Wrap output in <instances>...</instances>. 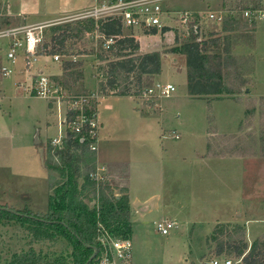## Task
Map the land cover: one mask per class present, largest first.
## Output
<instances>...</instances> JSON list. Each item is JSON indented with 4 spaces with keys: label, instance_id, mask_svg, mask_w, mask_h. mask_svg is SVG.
Masks as SVG:
<instances>
[{
    "label": "rangeland",
    "instance_id": "374dc122",
    "mask_svg": "<svg viewBox=\"0 0 264 264\" xmlns=\"http://www.w3.org/2000/svg\"><path fill=\"white\" fill-rule=\"evenodd\" d=\"M103 1L106 0H0V27L46 24L45 43L51 38L52 26L78 21L73 19L77 14ZM263 1L229 2L226 5L233 11L223 12V24L207 19L208 11L215 12L216 9L203 0L164 1L165 14L162 19L170 26L168 35L156 28L160 36L156 35L151 41L145 40V48L148 50L163 47L161 51L166 53L164 62L161 56L164 71L162 75H143L141 92L154 87L156 83L163 86L173 84L176 90L169 96L163 95L153 100L137 92L134 73H121L112 94L105 95L103 105L107 109L101 116L105 118V114L108 115L113 124L106 119V127H109L99 136L98 148L102 139L107 144L106 156L109 148L116 152L112 155L114 157L134 159L138 172L148 176L140 182L138 189L144 195L158 192L167 200L170 208L168 214L153 213L144 224H136L133 235L130 207L133 261L136 260L137 264H212L216 259L225 258H231L234 264H244L234 247L228 245L235 246L245 240L250 247L255 240L264 239V18L260 17L250 24L242 13L248 6H262ZM197 8L205 12L203 15L197 13L201 15V20L187 25L176 20L177 13ZM195 24L199 25L198 32ZM255 25L258 27L257 47L254 48L257 67L253 76L254 56L243 54L242 50L239 51V46L241 42L252 40ZM239 26L245 27L238 28ZM230 27L232 30H229ZM152 30L139 29L146 34ZM97 31L85 36L87 47L95 50V55H88L86 58V62L91 64L92 74L97 70L99 72L100 67L107 64V60L99 61L97 58L102 54V38ZM124 31L125 34H135L130 28H125ZM195 35L198 41L221 39L217 47L209 45L208 65L212 62V65L220 67L223 88L208 103L190 98L188 76L180 73L185 68V63H181L186 55L183 44L191 41ZM75 41L68 40L67 44L71 45ZM62 56L63 60L72 57ZM109 56L110 59L116 58ZM95 57L100 63L95 61ZM47 59L49 62L53 61L51 56ZM174 59L178 60V71L174 70L172 64ZM20 62L19 60L16 70L7 77L0 71V97L3 96L0 98V206L20 211L28 209L47 212L49 197L54 191L49 185L50 177L67 180L49 169L46 160L48 149L53 146V139L65 133L66 125L63 122L68 106L64 103L62 109H56V114L54 109L53 114H50L56 100L24 91V87L20 86L21 76L24 77L23 80L27 78L29 83L37 66L31 72L21 75ZM58 64L61 65L62 62ZM41 69L46 74H51L48 69ZM14 80L15 84L12 85L11 81ZM104 80L102 74L97 75V88ZM252 84L262 96H247L246 89ZM91 90L79 81L73 92L69 93L81 95ZM232 97L237 101L245 99L244 116L242 107L232 101L213 102L215 99ZM136 103L144 105L143 112L136 113ZM109 105L112 107L109 108ZM242 116L236 133H219L216 129L217 123L224 128L234 129ZM47 126L50 128L47 129ZM206 140L205 158L213 157L217 160L221 157H245V169L240 164L226 161L206 163L201 155L206 149ZM141 143L149 146L142 147ZM96 164L102 168L97 157ZM128 169V164L118 163L108 165L106 171H99L102 178L96 180L109 186L106 194L113 202L126 194L129 197ZM79 182L83 187L84 179L80 178ZM161 182H164V186L160 185ZM92 190L87 187L81 199L90 207H100L104 201L94 196ZM238 197L242 201H238ZM229 206L230 210L235 209L232 217L227 216L232 218L229 222H219L218 219L215 225L199 224L200 214L204 215L203 220L210 221L212 216L207 209L210 212H223ZM164 218L177 224L165 236L157 231L155 223ZM126 219V215L116 214L111 222L122 225ZM217 228L218 233H215ZM248 232L251 233L250 237ZM221 244L225 249L218 255L217 250ZM71 252L72 247L65 238L50 236L29 223L7 219L0 221V264H73Z\"/></svg>",
    "mask_w": 264,
    "mask_h": 264
},
{
    "label": "trees",
    "instance_id": "16d2710c",
    "mask_svg": "<svg viewBox=\"0 0 264 264\" xmlns=\"http://www.w3.org/2000/svg\"><path fill=\"white\" fill-rule=\"evenodd\" d=\"M50 30L51 38L44 43L47 55H95L94 48H88L86 45L85 36L87 34L99 30L106 36H118L115 46L109 51H105L101 44L102 54L97 56L99 61L107 60V64L100 67V74L105 80L99 83V89L105 95L112 94L121 73L135 74L137 92L140 93L143 88V75H158L162 72L161 52L141 54L139 41L132 34H125L120 19L96 21L94 18H88L55 25ZM168 30V27L162 29L163 32ZM229 30L232 28L230 27ZM46 32L44 31V36ZM157 32L155 28L151 33L156 34ZM71 39L76 41L68 45L67 42ZM220 43V38L198 41L195 35L191 41L183 44V52L187 56L188 85L191 94L222 92L220 67L212 65V62L208 65L209 45L217 47ZM109 55L116 58L110 59ZM81 66V61L64 59L62 61L63 76L52 78L68 92H73L75 84L84 77ZM68 116L71 121L76 113L71 111ZM88 126L89 124L81 133L68 131L62 149L54 146L48 149L49 155L46 160L48 168L58 172L67 180L61 181L50 177L49 185L54 191L49 197L47 212H33L28 209L20 211L0 206V221L7 219L29 223L50 236L67 239L72 247L73 264H86L94 254L95 248L100 251L99 237L104 233L103 231L106 230L116 237H131L132 234L128 195L117 197V201L113 202L112 198L106 194V190L110 189L109 186L104 183L100 184L101 182L91 177V174L97 171V154L96 151L91 150L90 142L85 135ZM80 178L84 179L83 187L80 186ZM87 187H91L94 196L104 201L100 207H90L81 199ZM116 214L127 216L122 225H114L111 222ZM215 233H218V228ZM228 247H234L237 255L242 257L244 264H264V239L255 240L250 247L245 240L235 246L229 244ZM224 249L225 246L221 244L217 254L221 255ZM90 264H94V260Z\"/></svg>",
    "mask_w": 264,
    "mask_h": 264
},
{
    "label": "built area",
    "instance_id": "2783aa9c",
    "mask_svg": "<svg viewBox=\"0 0 264 264\" xmlns=\"http://www.w3.org/2000/svg\"><path fill=\"white\" fill-rule=\"evenodd\" d=\"M164 1L166 0H106L101 3L97 2L94 6L77 14L73 19L94 18L96 21L120 19L124 29L130 28L133 31L138 28L142 31H151L154 28H158L161 31L164 27H170L162 19V15L165 14L163 9ZM208 12L207 19L223 24L225 19L223 11L217 13L210 10ZM242 13L250 24L254 20L256 22L260 17L264 18V1L262 6H248L243 9ZM201 15L186 10L177 13L176 20L178 19L181 23L187 25L201 20ZM45 27L46 24L39 23L6 28L0 27V53L5 51L3 60L5 63L2 62L0 64V71L3 76L7 77L13 73L16 70V64L21 58H23V69L27 72L32 71L34 63L39 56H51L55 62L63 61L61 54L47 55L45 53ZM198 29L199 25L195 24L196 32H198ZM98 35L102 38V48L105 51H109L115 46L118 36H106L102 32ZM76 58L74 55L70 59L75 60ZM27 88L35 95L58 102H65L68 106L63 122L66 125L65 133L53 139L52 144L54 147L62 149L68 131L81 133L86 125L89 124L85 135L90 142L91 150L98 151L99 136L102 128L100 115L106 100L103 91L97 89L86 94L71 95L41 68H36L32 83ZM175 90L176 88L173 84L163 86L160 83H156L154 87L144 89L141 92V96L155 100L163 95L169 96ZM71 111L75 112L76 116L69 121L68 115ZM100 169L102 168L97 167V171L91 174L93 179L102 178V174L99 172L101 171ZM106 170L103 168L102 171ZM176 226V222L170 219H162L156 222V229L163 236L169 235ZM103 232L99 237L101 249L100 251L98 250L94 258V264H132L133 239L131 237H116L106 230ZM221 261H223L222 264H234L231 258L216 259L212 264H221Z\"/></svg>",
    "mask_w": 264,
    "mask_h": 264
},
{
    "label": "crops",
    "instance_id": "0c3cea01",
    "mask_svg": "<svg viewBox=\"0 0 264 264\" xmlns=\"http://www.w3.org/2000/svg\"><path fill=\"white\" fill-rule=\"evenodd\" d=\"M232 1H235V0H203V2H206L207 5H209L211 8H214L216 10H214L215 12L217 13H220V12H224L226 13V11L228 13H231L233 10L231 8H229L226 4H228L229 2H232ZM209 2V3H208ZM230 9V10H229ZM209 10V9H208ZM206 11V10H205ZM193 12H196V13H200L203 15V13H205L204 11H201L200 9H195L193 10ZM257 25H255V31L253 32L252 34V40L250 41H244V42H241L240 46H239V51L242 50L243 54H248V55H253L254 58H253V63L255 65V71L253 73V76L256 72V67H257V61H256V56H255V50L254 48L257 47ZM135 32V34L133 35L140 43V48H139V52L141 54H145V53H149V52H155V51H158V52H161V56H162V60L163 62L165 61V55L166 53H163L161 51V49L163 47H160L159 49L157 48H153L155 50H148L145 48V40H148V41H151V39H153V37H155L156 35L157 36H160V34H152V33H149V34H146V33H143L141 31H139L138 28H136L135 30H133ZM160 32V31H159ZM168 32L167 31L165 33V35L167 34L168 35ZM243 48L245 51H243ZM247 48V49H246ZM4 53L5 51H3L2 53H0V59H1V62L0 64L3 62L4 60ZM77 58L75 59V61H81L82 62V66H81V69L83 70V74H84V77L83 79L79 80L81 82H83L85 88L87 89H92L91 91H95L96 89H99L97 88L98 87V84L96 83V78H97V75L100 74V71L98 72V70L96 71V73L94 72V74H92L91 71H93L92 69H90V65L89 63H87L86 61V58L88 57V55H75ZM48 56H39L37 58V60L35 61L34 63V67L35 68H41L43 67L45 70L48 69V71L50 72L51 71V74H48V75H51L52 77H61L63 76V69H62V64H58V63H61V62H55L53 59L52 62H49L48 59H47ZM71 58V57H70ZM70 58H67V60H72ZM178 59V58H176ZM174 59L173 60V67H174V70H177L178 69V66L179 63H178V60ZM183 59V58H181ZM21 62V75L25 74L27 71L24 70V64H23V58H21L20 60ZM95 61L96 62H99L97 61L96 57H95ZM177 61V62H176ZM100 63V62H99ZM181 63H185V68H183V71H181L180 73H186V75L188 76V69H187V56L185 55V58L181 61ZM93 68H97V66H92ZM183 67V66H182ZM17 68V67H16ZM162 72L164 71V63H163V68H162ZM179 70V69H178ZM177 70V71H178ZM25 72V73H24ZM28 74V73H27ZM90 75V76H89ZM162 75V74H161ZM253 76H251V79L253 80L252 82L254 83V78ZM94 77V78H93ZM23 76H21V85L23 88L24 91L30 93L31 91L27 88V86H30L31 83H32V79L31 81L28 83V79L26 78L25 80H23ZM78 81V82H79ZM12 82V85L13 83L15 84V80L14 82ZM77 82V83H78ZM253 84L251 85L250 88H247L246 89V93H247V96H251L253 95V97H259V96H262V94H259L255 91V89L252 87ZM91 91H88V92H91ZM28 95V94H27ZM190 98L194 101H206L208 103V100L211 99L212 97L215 98V96H217L218 94H190ZM3 96H1L0 98H2ZM113 97H116V98H119V97H122V96H113ZM238 97H242L238 95ZM112 98V97H111ZM239 99V98H238ZM232 101L233 103H236L238 105H240L242 107V110H243V116H244V107H243V102H245V99L241 98V100L237 101L236 98H226V99H223V100H220V99H215L213 100V102H217V101ZM65 102H54V106L51 108V110L49 111L50 114H53V112L55 111V114H56V109H59L60 108L62 109V105L64 104ZM2 103L0 101V107H1ZM51 105V104H50ZM111 108L112 105H109ZM135 108L137 111L136 113L138 112H143L142 109H144V105L142 104H135ZM54 109V111H53ZM106 107L104 106L103 107V110L102 112H105L106 111ZM101 112V114H102ZM105 118L102 117L100 115V120L103 124V127L101 128V131H100V135L101 133L103 132V134L108 130V127H106V119L109 120V122L111 123L112 122V118L109 119L110 117H107L108 115L105 114ZM243 116L239 119L238 123L236 124V127L234 129H228L227 127L224 128L220 125V123H217V126H216V129L218 130L219 133H236L237 132V128H238V125L240 124ZM218 122V121H217ZM109 123V125H110ZM113 124V122L111 123V125ZM48 125H50V123H48ZM50 127L47 126V129H49ZM59 131L61 133V126L59 127ZM46 132V131H45ZM47 133V132H46ZM164 136V135H163ZM208 137V134L206 133V139ZM207 141L206 140V149H204L203 154L202 155V158L203 160L207 163V162H213V161H226V162H232V163H236V164H240L241 167L243 169H245V165L247 163V159L245 157H241V156H233V157H221V158H218L217 160H214L215 158L213 157H208V158H205V155L204 153H206L207 151ZM41 143L44 144V142H42L41 140ZM100 143L99 144V148H98V156H97V159H98V163L99 165H101L102 169H107V166L110 165V164H118V163H126L128 164L129 166V169H128V194H129V198H130V207H131V214H132V220H133V235H134V232H135V228H136V224L140 225V224H144L145 220L148 219V217L150 215H152L153 213H162L164 212L165 214H168L170 208H169V205L167 203V200H165L162 195H160L158 192L156 193H151L149 195H144L141 193V189H138V185H140L141 181L143 180H146L148 178V176H144L142 175L141 173L138 172L137 170V166H135V161L134 159H130V158H120V157H114L112 155H114L116 152L113 151V150H110L109 148L107 149V155L105 154V146L107 145L106 142L104 140H100ZM142 147H148L149 145H147L146 143H141ZM112 149H114L113 147H111ZM113 158H111V157ZM201 158V159H202ZM260 161V160H258ZM100 167V166H99ZM240 168V170L243 171V169ZM163 181V180H162ZM161 186H164V182H161L160 183ZM243 192H242V196H243ZM244 198V197H243ZM241 199V200H239ZM245 199V198H244ZM238 201H242V198H239L238 197ZM246 201V199H245ZM245 201L243 203H245ZM32 209H35V208H32ZM235 210V209H234ZM234 210H230V206L229 208L226 210H224L222 212V210H218V211H214L212 210V212H210L208 209V213L209 215H211L212 217L210 218V221L206 222L205 220H203V214H200V217L198 219V222L199 224L201 225H206V224H211V225H215L218 223V219L220 220L219 222H229L230 220L229 219H232V218H228V217H232L231 214L233 213ZM228 216V217H227ZM164 219H168V218H164ZM156 221V220H155ZM154 221V222H155ZM156 223V222H155ZM177 227V226H176ZM175 227V228H176ZM251 233L248 232V236L250 237ZM132 264H137L136 260L133 261Z\"/></svg>",
    "mask_w": 264,
    "mask_h": 264
},
{
    "label": "water",
    "instance_id": "95a60500",
    "mask_svg": "<svg viewBox=\"0 0 264 264\" xmlns=\"http://www.w3.org/2000/svg\"><path fill=\"white\" fill-rule=\"evenodd\" d=\"M98 252V249L95 248L94 254L89 258L88 262L86 264H90V262H92L94 260V258L96 257V254Z\"/></svg>",
    "mask_w": 264,
    "mask_h": 264
}]
</instances>
